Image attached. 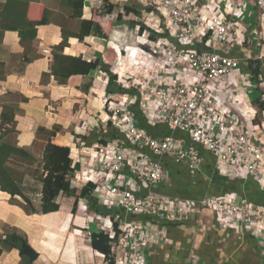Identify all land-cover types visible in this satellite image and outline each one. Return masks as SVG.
Instances as JSON below:
<instances>
[{"label": "built area", "instance_id": "2783aa9c", "mask_svg": "<svg viewBox=\"0 0 264 264\" xmlns=\"http://www.w3.org/2000/svg\"><path fill=\"white\" fill-rule=\"evenodd\" d=\"M143 1L164 17V31L158 34L166 40L159 38L142 53L155 70L149 78L152 81L134 83L149 124L168 127L171 134L153 137L138 127L132 111L111 100L109 94L102 99L109 121L127 138V143L98 145L93 157L97 168L86 163L93 171L81 172L85 184L99 187L93 197L110 214L105 217L109 226L97 224L112 239L107 264L148 263L147 248L154 247L155 241L145 224L175 223L209 210L223 215L230 225L236 221L264 225V207L247 199L235 203L207 195L193 200L158 191L168 178L164 158L201 173L204 149L215 157L216 169L229 168L240 177L254 178L264 192V142L252 122L256 111L237 105L239 95L247 92L243 84L248 76L242 73L241 63L248 58H238L234 50L244 41L242 20L253 16L250 0ZM211 3L220 9L231 5L232 11L215 12ZM240 7L249 8V13L241 16ZM257 9L260 33L255 45L264 47V0H257ZM178 133L189 141L176 138ZM87 228L90 238L91 227Z\"/></svg>", "mask_w": 264, "mask_h": 264}, {"label": "crops", "instance_id": "0c3cea01", "mask_svg": "<svg viewBox=\"0 0 264 264\" xmlns=\"http://www.w3.org/2000/svg\"><path fill=\"white\" fill-rule=\"evenodd\" d=\"M20 1H30L26 9L27 19L37 21L42 17V7L57 13L60 11L62 0ZM6 2L7 0H0V134L10 127V122L2 119L4 109L11 111L10 120L14 115L18 146L21 148L33 146L39 128L52 130L54 126H61L62 130L53 138V144L71 148L74 165L79 166L72 181V188L82 190L87 184L82 181L81 172L93 171L87 169L86 163L94 165L93 157L96 147L100 145L99 141L105 138L109 139L107 142L111 144L118 141L111 139L114 126H109V119L107 118L106 124L99 119L102 114L106 116L102 99L109 93V76L101 66L87 76H72L67 85H59L52 77L50 83L43 86L41 84L43 74L51 71L52 48L62 42L61 29L55 24L38 28L32 54H39L42 58L27 64L18 32L7 31L3 37L1 35V29L7 25L13 26L15 23L13 20L6 22L1 18L2 8ZM126 3L130 5L138 3L143 8L140 14L146 10L149 15L150 9L140 0H128ZM106 7L104 0H84L82 19L92 20L94 11H97L103 22L113 23L109 40L94 35L82 42L73 38L65 54L83 55L90 60H99L100 65L104 63L111 67L113 75H119L124 69L123 62H126L123 53L137 46L135 30L129 29L123 22H118L119 14L125 12L123 8H116L108 14ZM24 10V6L16 4L11 7L10 14L16 17ZM199 10L206 18L209 16L201 8ZM244 19L246 20L247 17ZM248 20L242 22L244 41L239 42L235 47V56L243 54L248 59L264 61V47L255 45L260 30L252 29L249 22L246 23ZM106 50H114L118 54L115 63L108 60ZM259 79L262 80V77ZM251 82V77H247L243 84L245 89L247 87V92L239 95L237 104L239 108L253 107L250 91L254 90V87L250 86ZM263 84L264 82L261 86H264ZM125 99L130 102L132 98ZM255 130L264 142V123L262 127H255ZM118 132L125 136L121 131ZM180 140L189 141V139ZM208 154L211 160L215 158ZM172 160L174 161L171 157L163 160V163H169L170 170L182 165L187 167ZM211 165L198 173L197 182L201 183L199 188L202 192L205 189L203 184L206 185L207 193L216 191L212 188V183H217L216 176H222L229 182L238 183L234 188L232 187L237 191L226 192L222 196L235 203L247 199L252 204L264 207L262 202L264 193L259 191L260 188L258 185L255 186L252 178L240 177L233 169H216V162ZM94 166L97 168V165ZM167 175L168 178L161 190H175L172 188L173 178ZM25 185L28 189L26 194L38 210V213L33 215H28L20 206L11 203V195L2 191L0 186V250H2L0 264H24L20 250L13 241V234L27 241L39 254L34 264H106L105 258L94 249L92 237H86L87 227H91L92 234L100 232L98 227L96 230L92 229V223L98 224L97 221L101 216L93 213L92 216L83 218L79 213L74 212L76 197L63 194L57 200L60 210L43 214L41 186H34L31 181L26 182ZM98 188L97 186L93 194ZM34 189L36 193H32ZM17 199L23 202L21 197ZM77 204L81 211L91 209L87 198H80ZM228 222L223 215L205 210L191 218L179 219L167 229L155 223L154 225L159 226L162 231L159 235H154V249L156 248L157 251L154 253L155 256L153 255L154 261L157 264H167L166 262H170L169 264H264V225H242L239 221L230 225Z\"/></svg>", "mask_w": 264, "mask_h": 264}, {"label": "trees", "instance_id": "16d2710c", "mask_svg": "<svg viewBox=\"0 0 264 264\" xmlns=\"http://www.w3.org/2000/svg\"><path fill=\"white\" fill-rule=\"evenodd\" d=\"M104 3L107 6L106 8L108 14H111L116 8H123L127 15H134L132 18L130 17V22L132 26H135L136 29L140 31L143 39L144 37H148L152 41L156 40V33L151 25H149L148 18L146 19L143 17L144 19H142V22L140 21V23L136 21V17L138 18L142 8L138 3L130 5V3L115 2V0H104ZM250 3L253 9V16L251 17V20H248L249 18H247L246 20L248 21L246 23L248 24L249 22L252 29L260 30V12L257 9V0H250ZM16 4L24 6L25 10L21 15L18 14L16 17H12L10 14L11 7ZM29 5L30 1L21 2L20 0H7L6 5L2 8L1 18L6 22L13 20V23H15L13 26L7 25L5 28L1 29V35L3 37L7 31L18 32L21 45L25 50L24 57L26 63L28 64L42 58L39 54H32L34 51V42L38 36V28L40 26L55 24L61 29L62 42L52 48L53 59L51 71L50 73L43 74L41 82L43 86L48 85L52 77H54L59 85H67L72 76H87L102 66L103 70H105L109 76L108 86L110 91L108 90V94L111 97V100L115 101L117 104L129 111H132L140 129L148 130L155 138H165L171 134V130L168 127H160L149 124L145 118V113L141 108L140 95L134 87L127 86L128 81L121 79V74L113 75L110 70L111 67L104 63L100 65L99 60H90L83 55L72 56L65 54L66 49L70 47V40L73 38L82 42L87 37L94 35L99 38L109 40L113 23L103 22L102 17L98 15L97 11H94L92 20H83L84 0H62L60 11L57 13L42 7V17L37 21L27 19L26 9ZM151 11L152 10L150 9V12ZM124 20L125 19L122 13L119 14L118 22H123V24L124 22L128 23V21ZM246 20L243 19L242 22ZM148 33H150V35H148ZM145 46L146 45H144L141 50L131 51V57L134 65L140 66V64L145 60L142 53L144 50L149 51L148 47ZM105 54L108 56L109 61L113 63L117 61L116 59L118 54L114 50H106ZM148 54L151 55L150 53ZM237 57L244 59L243 54H237ZM241 65L242 73L251 77L252 84L250 83V86L254 87V90L251 89L250 91L252 92L253 97L252 106L256 111L252 120L253 125L255 127H262L264 123V89L260 88V85L264 82V61L244 59ZM261 77L262 80L259 79ZM255 82L256 86H253V83ZM126 97L132 98V102L129 105L126 104ZM25 100L27 101V99ZM10 112L11 111L4 109L2 114V119L8 120L10 122V127L0 134V186L2 191L11 195V203L20 206L28 215L38 213L33 201L26 194V190L28 189L25 184L26 182L28 183V181H31L34 186H41V212L43 214L59 211L60 205L57 203V200L59 196L63 194L68 197H76L77 202L80 198H87L89 200L91 207L89 211H81L78 209L77 202L75 204L76 207L74 212L76 211V213H79L83 218H88L92 216L93 213L104 217L109 216L110 214L106 211L104 206L98 204L92 195L94 190L97 188V185L90 183L82 190L72 188V181L74 180L76 171L79 170V166L74 165L70 147L53 144V138L62 130V127L54 126L52 130L39 128L37 132V140L34 142L33 146L26 149L21 148L18 146L16 136L18 134L16 130L17 124L15 122L14 115L11 116L10 120ZM109 126H112V124L109 123ZM176 138L188 139L183 133H178ZM111 139L118 140L120 142L125 141L127 143L126 136L121 135L115 127ZM108 140L105 138L99 142L100 144H107ZM202 154L205 157L203 168L208 166L211 167V163H215V158L212 157L213 159L211 160L208 152L204 149L202 150ZM173 162H175V160ZM168 164L169 163L164 162V167L167 174L173 178L172 188L175 190L158 189V191L165 195L200 200L207 195L225 197L222 195L226 192L231 193L233 191H237L233 188L238 183H233L234 181L229 182V180L223 178L222 176H216L215 182L217 183H212V188L216 189V191H208L209 193H207V190H205L207 189L206 185L203 184L205 189L202 192L199 188L201 183L199 184L197 182V178L199 176L198 173L190 171L188 167L183 165L170 170L169 168H171V166ZM252 180V182L256 184L255 186L258 185L260 188L259 191L262 193V189L257 181L254 178H252ZM219 187L221 188L219 189ZM32 193H36V189H34ZM18 197H21L23 202L19 201L17 199ZM262 202L264 203V200ZM159 224H161V226H165L167 229L172 227L171 225L173 223ZM117 227L118 225H115V229H117ZM118 236H120L119 232ZM12 238L16 247L20 250L24 264H34L38 260L39 254L27 243V241L17 238L16 234H13ZM111 241L112 239L107 233L95 232L92 234L94 249L97 250L105 259H108L111 255ZM156 252V248L153 252H150L148 264L150 262L151 264H157L153 257ZM1 255L2 250H0V257ZM110 264L114 263L111 262Z\"/></svg>", "mask_w": 264, "mask_h": 264}, {"label": "rangeland", "instance_id": "374dc122", "mask_svg": "<svg viewBox=\"0 0 264 264\" xmlns=\"http://www.w3.org/2000/svg\"><path fill=\"white\" fill-rule=\"evenodd\" d=\"M142 3H144L143 0H141ZM211 5L213 6V8L216 10V12L218 11H222L223 10H226V11H232V6L229 5L227 8L225 9H220L219 7H217L216 5H214L213 3H211ZM143 9V8H141ZM243 7H240L238 8L237 12L238 14L240 13L241 16H244L246 14L249 13V8L245 9V10H242ZM121 10H119L120 12ZM121 13V12H120ZM123 17H124V21H128V23L124 22V25L127 26L128 25V28L131 29V28H134L135 30V36H136V43H137V46L135 48H132L130 51H126L124 52V57H125V60L126 62H123V71H121V77H123L124 80H127L128 81V85L127 86H130V87H134L137 92H138V89L137 87L135 86L136 84L134 83L136 80L138 79H149L150 78V75L152 74H155V70H152L149 66V62H148V59L145 58V60L143 61V63L140 64V66H136L134 65L132 62V57H131V51L132 50H141L143 45H147L145 47H148V46H151L153 45L154 41H152L151 39H149L148 37H143L141 36L140 34V31L136 29L135 26H132L131 22H130V19L132 17H134V15H127L126 12H124V14H122ZM131 17V18H130ZM143 17H145L146 19L148 18V23L149 25H151V27H153V30L155 31V35H156V40H158L159 38H163L165 36H161L160 34L158 33H161V31L164 29H162V24L164 23V17L162 16L161 13H157L155 11H151L149 12V15L147 14V11L144 10L143 13L139 14L138 18L136 17V21H138L140 23V21L142 22V19H144ZM130 23V24H129ZM148 35H150V33H148ZM142 37V38H140ZM140 38V39H139ZM155 40V41H156ZM163 41L166 40V39H162ZM128 52V54H127ZM122 66V64H121ZM133 69V70H132ZM150 81H152V79H149ZM264 85V84H263ZM253 86H256V82L253 83ZM264 86H261L260 85V88H262ZM264 89V88H262ZM139 94V92H138ZM121 99V98H119ZM130 102H128V104H130L132 102V99L129 100ZM107 115H103L99 118L100 121L103 123V124H106L108 119H107ZM111 123V122H110ZM102 204H104V199L100 197V200H99ZM101 216V215H99ZM93 219V218H92ZM93 220H97V219H93ZM94 222V221H93ZM99 222L98 224L101 226V225H105V226H109L110 224L108 223V219L105 218L104 216H101L99 218ZM101 222V223H100ZM143 227H145L146 229H148L149 231L152 232L153 235H159V232L162 231V229L157 226V225H153V224H145L143 225ZM97 228V224L94 222L92 223V229L93 230H96ZM161 238H163V236H161ZM155 247V246H154ZM154 247L153 246H150L147 248V253H146V257L147 259L149 260L150 259V252L154 250ZM163 249V248H161ZM155 256V255H154ZM108 260V259H107ZM107 260H106V264H107ZM147 260V261H148ZM158 261V260H157ZM167 264H169L168 262H166ZM151 264V262L149 263ZM159 264V263H158Z\"/></svg>", "mask_w": 264, "mask_h": 264}]
</instances>
